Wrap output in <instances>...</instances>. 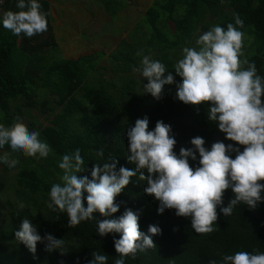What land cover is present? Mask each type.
Segmentation results:
<instances>
[{
	"label": "trees",
	"instance_id": "trees-1",
	"mask_svg": "<svg viewBox=\"0 0 264 264\" xmlns=\"http://www.w3.org/2000/svg\"><path fill=\"white\" fill-rule=\"evenodd\" d=\"M97 1L110 18L126 7L125 0L118 1L117 10L112 11V0ZM16 4L17 0H0V17L9 10L19 11ZM40 4L48 21L44 34L17 36L0 24V123H24L31 117L24 123L28 130L39 131L53 149L47 158L14 154L19 164L10 183L1 180L14 169L0 164L4 167L0 169V264H87L94 251L106 254L108 264H114L119 256L114 236L118 239L119 234L99 236L94 220L69 226L66 213L47 207L50 188L63 174L58 162L65 153L79 148L87 165L78 175L90 177L96 151L103 148L105 158H118V167L134 168L126 159V132L144 116L149 118L150 129L158 120L171 125L177 153L180 147H190L195 136L203 137L207 147L217 140L235 143L208 121L209 105H186L176 99L175 84L166 85L159 100L144 94L147 81L133 67L140 64L142 57L136 53L143 50L163 62L179 82L173 67L182 58L183 48L197 47L200 34L217 24L226 28L239 15L245 33L241 59L255 61L258 74L264 76V0H154L130 36L109 55L108 66L102 64L107 55L101 51L76 59L55 56L59 46L51 5L47 0ZM45 49L49 56L42 54ZM108 73L114 74L111 80L105 78ZM35 110L47 125L32 116ZM5 150L10 149L6 146ZM132 179L116 198L121 207L114 216L125 208L138 210L140 230L149 234V225H157L161 233L152 236L155 247L129 256L126 264H208L210 259H218L219 253L264 252V202L254 210L239 205L231 216H223L217 208L215 230L201 234L192 229L190 218L178 217L174 210L158 213V202L143 191L145 183ZM232 198L231 189L226 190L224 206ZM24 217L32 220L41 236L52 233L64 238L69 252H48L38 242L36 253H31L15 237ZM102 219L97 213L96 220Z\"/></svg>",
	"mask_w": 264,
	"mask_h": 264
},
{
	"label": "clouds",
	"instance_id": "clouds-1",
	"mask_svg": "<svg viewBox=\"0 0 264 264\" xmlns=\"http://www.w3.org/2000/svg\"><path fill=\"white\" fill-rule=\"evenodd\" d=\"M16 7L20 10L6 11L0 17L4 28L27 37L47 32L48 21L40 0H17ZM243 26V20L236 15L235 22H229L226 28L217 24L200 34L197 47H184L182 58L173 67L181 78L179 82L163 62L143 50L136 53L142 59L133 67L147 81L143 83L144 94L159 100L165 86L175 84L176 99L186 105H209L208 121L218 127L226 140L235 143L217 140L207 147L203 137L195 136L190 147H180L177 153L171 125L158 120L150 129L149 118L144 116L126 132V159L134 168L118 167V158H105L103 148L96 151L90 177L78 175L87 165L79 148L65 153L58 162L63 174L60 182L50 188L47 207L66 213L69 226L94 220L99 236L119 234L118 239L114 236L119 254L114 264H126L129 256L155 247L152 236L161 233L157 225H149V234L142 232L138 210L125 208L121 215L114 216L121 207L116 198L133 182V177L145 183L143 191L158 202V213L174 210L176 216L190 218L192 229L201 234L215 230L217 208L223 216H231L239 205L254 210L264 202V76L258 74L255 61L241 59ZM6 146L10 150H5ZM52 151L39 131H29L20 120L11 125L0 123V164L9 169L19 164L14 154L47 158ZM190 161L198 163L193 165ZM229 189L233 198L224 206V194ZM97 213L104 219L96 220ZM15 237L33 254L38 242L48 252H69L64 238L52 233L41 236L27 217L22 218ZM91 256L87 264H108L109 256L104 253L94 251ZM218 256L208 264H264V252L259 250Z\"/></svg>",
	"mask_w": 264,
	"mask_h": 264
},
{
	"label": "rangeland",
	"instance_id": "rangeland-1",
	"mask_svg": "<svg viewBox=\"0 0 264 264\" xmlns=\"http://www.w3.org/2000/svg\"><path fill=\"white\" fill-rule=\"evenodd\" d=\"M48 1L52 2L53 32L59 46L53 54L58 58L76 59L101 51L107 55L102 64L108 66L111 63L109 55L130 36L154 0H125L126 7L116 18H110L97 0ZM118 1L123 2L112 0V11L117 10ZM42 54L49 56V49L42 51ZM113 77L114 74L108 73L105 78L111 80ZM135 78L139 76L136 74ZM32 116L47 125L48 122L39 116V111H33ZM31 120L29 117L24 123ZM0 169L4 170L3 165H0ZM15 173L16 169L4 173L7 176L1 181L6 183L8 180L10 183Z\"/></svg>",
	"mask_w": 264,
	"mask_h": 264
},
{
	"label": "crops",
	"instance_id": "crops-1",
	"mask_svg": "<svg viewBox=\"0 0 264 264\" xmlns=\"http://www.w3.org/2000/svg\"><path fill=\"white\" fill-rule=\"evenodd\" d=\"M48 1V0H47ZM50 5H51V10H52V2H50Z\"/></svg>",
	"mask_w": 264,
	"mask_h": 264
}]
</instances>
